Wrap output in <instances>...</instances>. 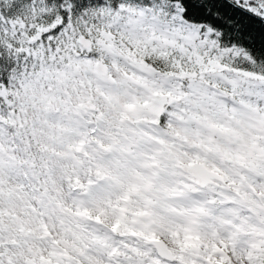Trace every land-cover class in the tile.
<instances>
[{"label":"snow or ice","instance_id":"6c2138e0","mask_svg":"<svg viewBox=\"0 0 264 264\" xmlns=\"http://www.w3.org/2000/svg\"><path fill=\"white\" fill-rule=\"evenodd\" d=\"M0 264H264V0H0Z\"/></svg>","mask_w":264,"mask_h":264}]
</instances>
